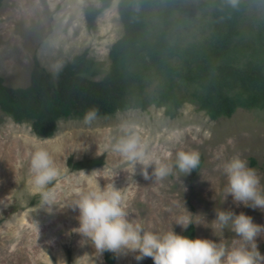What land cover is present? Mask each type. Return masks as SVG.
Instances as JSON below:
<instances>
[{"label":"rangeland","instance_id":"374dc122","mask_svg":"<svg viewBox=\"0 0 264 264\" xmlns=\"http://www.w3.org/2000/svg\"><path fill=\"white\" fill-rule=\"evenodd\" d=\"M119 1L114 0L90 25L87 16L101 9L100 0H4L0 9V76L5 84L27 87L36 61L47 71H60L85 51L95 61L88 77L103 79L111 65V47L124 32ZM162 2L149 12L153 29L160 20ZM234 2L244 5L237 41L247 54L242 60L247 61L253 51L247 44L256 42L264 24V0ZM213 7V0H184L173 17L175 40L183 45L206 40L212 31ZM180 94L185 98L183 104L168 115L167 107L158 104L155 83L145 91V108L132 100L128 107L105 117L94 116L89 123L78 117L61 119L49 139L37 137L31 123L18 124L0 112V264H110L105 251L99 255L90 242L81 244V235L72 231L78 227L76 210L53 206L49 213L36 208L39 194L31 183L30 157L38 139L61 168V175L49 186L61 205L73 203L77 189L87 191L93 186L89 176L81 175L74 164L103 156V164L92 169L103 166L114 170V183L125 196L129 219L148 230L171 228L178 211L173 202L181 196L190 212L204 213L209 221L215 216L214 208L222 207L243 211L253 222L264 225V211L237 207L231 196L224 201L227 181L223 172V163L240 155L257 171L264 188V112L239 108L231 118L212 120L190 100L188 85H180ZM124 122L137 124L149 152L161 159H174L178 149L199 152L204 160L199 171L181 177L185 192L175 175L145 180L139 165L133 177L136 182L131 180L128 163L105 147L119 135ZM82 147L86 148L78 149ZM97 179L101 185L112 181V177ZM193 220L201 223L195 225L197 237L216 239L228 247L237 242L229 228L221 232L199 216ZM173 229L182 232L179 225L173 224ZM257 247L264 255V237H257ZM134 255L118 253L113 264H153L151 257L136 261Z\"/></svg>","mask_w":264,"mask_h":264},{"label":"trees","instance_id":"16d2710c","mask_svg":"<svg viewBox=\"0 0 264 264\" xmlns=\"http://www.w3.org/2000/svg\"><path fill=\"white\" fill-rule=\"evenodd\" d=\"M4 0H0V9ZM100 10L87 16L90 25L114 0H100ZM160 0H120L118 11L124 32L111 47L109 71L101 80L88 75L95 61L85 51L60 71H47L35 62L30 84L7 86L0 76V112L18 124L31 123L33 133L52 138L61 119L83 118L86 112L105 117L135 105L146 107L145 91L157 83L158 104L171 114L182 104L180 85L191 88L190 100L212 120L231 118L239 108L264 112V24L256 42L247 44L251 58L240 48L242 3L213 0L211 35L204 41L183 45L175 40L173 17L184 0H162L159 22L152 28L149 12ZM133 104V105H134ZM193 173H197L203 163ZM104 157L74 164L75 169L102 165ZM184 234L197 237L195 225ZM113 264L116 254L105 251Z\"/></svg>","mask_w":264,"mask_h":264},{"label":"clouds","instance_id":"9594fccd","mask_svg":"<svg viewBox=\"0 0 264 264\" xmlns=\"http://www.w3.org/2000/svg\"><path fill=\"white\" fill-rule=\"evenodd\" d=\"M94 115V112H86L84 122L89 123ZM105 147L128 163L132 181L136 182L133 177L139 165L140 174L145 180H162L175 175L183 185V192L187 189L181 177L190 174L200 165V154L196 150L178 149L174 159H161L152 155L138 125L134 123H121L119 135ZM78 171L81 175L89 176V183L93 186L87 191L77 189V199L71 204L61 205L55 190L49 187L61 175V168L37 140L30 157L31 183L34 191L39 194L36 208H43L49 213L53 211V206L57 209L68 206L76 210L78 227L72 231L81 235V244L90 242L99 255L104 251L114 254L131 252L135 254L136 261L151 257L153 264H261L264 261V255L257 247V237H264V225L253 222L252 217L243 211L215 207V216L209 221L204 213L190 212L181 196L173 202L178 210L173 224L179 225L182 232L174 231L173 224L166 231H152L141 222L129 219L125 196L121 187L114 183L116 173L113 169L102 166L87 173L83 169ZM223 172L227 181L224 201L231 196L237 207L242 205L264 211L261 178L247 159L233 155L223 163ZM97 177H112V181L101 185ZM196 216L221 232L229 228L237 242L228 247L216 239L184 234L183 230L188 229L189 225L201 224L194 222L193 217Z\"/></svg>","mask_w":264,"mask_h":264}]
</instances>
